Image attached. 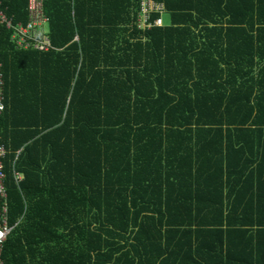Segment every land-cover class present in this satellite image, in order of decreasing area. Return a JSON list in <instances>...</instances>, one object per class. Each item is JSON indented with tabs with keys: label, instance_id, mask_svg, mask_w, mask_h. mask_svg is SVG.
<instances>
[{
	"label": "trees",
	"instance_id": "1",
	"mask_svg": "<svg viewBox=\"0 0 264 264\" xmlns=\"http://www.w3.org/2000/svg\"><path fill=\"white\" fill-rule=\"evenodd\" d=\"M153 1L42 0L48 51L0 23L2 264H264V0Z\"/></svg>",
	"mask_w": 264,
	"mask_h": 264
},
{
	"label": "built area",
	"instance_id": "2",
	"mask_svg": "<svg viewBox=\"0 0 264 264\" xmlns=\"http://www.w3.org/2000/svg\"><path fill=\"white\" fill-rule=\"evenodd\" d=\"M164 7L161 3H156L153 0H140V12L138 16V28L149 29L154 26H161L162 20L159 17L150 19L152 12L161 13ZM28 19L25 25L21 23L13 24L8 20L0 10V23H4L9 28L11 33V41L19 49H34L37 51H48L52 49V45L46 33L47 17L43 12L42 0H28L27 2ZM2 81L0 73V113L3 111L2 101ZM5 149L0 143V255L2 245L7 236L11 233L16 224H9L7 219V203L5 189V174L3 171V157ZM14 178L18 182L22 176L14 173ZM0 264H2L0 259Z\"/></svg>",
	"mask_w": 264,
	"mask_h": 264
},
{
	"label": "rangeland",
	"instance_id": "3",
	"mask_svg": "<svg viewBox=\"0 0 264 264\" xmlns=\"http://www.w3.org/2000/svg\"><path fill=\"white\" fill-rule=\"evenodd\" d=\"M162 20L164 23H167V15L166 14L162 15Z\"/></svg>",
	"mask_w": 264,
	"mask_h": 264
}]
</instances>
